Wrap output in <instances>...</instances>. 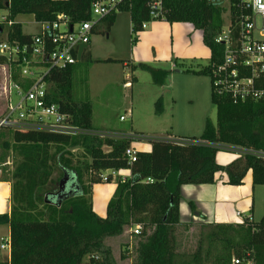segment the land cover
Masks as SVG:
<instances>
[{"label":"trees","instance_id":"16d2710c","mask_svg":"<svg viewBox=\"0 0 264 264\" xmlns=\"http://www.w3.org/2000/svg\"><path fill=\"white\" fill-rule=\"evenodd\" d=\"M96 1L0 0V11L8 15L5 23L0 22V35L8 26V41L30 43L33 36L23 32L20 16L33 15L41 23L54 22L59 15H65L78 24L91 19V7ZM149 3L150 0H133L122 8L131 15L133 32H143V24L152 22ZM164 10L165 21L192 24L203 32L211 65L222 61L225 47L215 39L225 26L223 1L164 0ZM116 16L114 13L99 24L107 22L111 28ZM90 56L85 52L82 61ZM4 63L5 58L0 56V65ZM211 65L186 73L208 76ZM75 67L53 70L47 77L53 88L50 101L75 125L94 129L91 102L73 100ZM140 68L150 72L158 85H163L170 75V71L147 64ZM14 79L19 80L17 75ZM212 100L217 107V125L208 120L201 138H183L209 146H179L154 139L151 152H138L133 164L125 157L131 141L12 131V149L19 160L13 180H2L12 182L11 213L0 215V226L10 228L11 251L10 260L0 264H118L106 240L122 237L135 225L142 227L135 264H234L235 259L244 264H264V218L259 223L246 219L237 225H203L208 233L203 235L196 253L189 258L177 251L183 186L215 184L219 173L228 175L229 185L242 186L249 171L253 185L264 186V159L246 155L243 161L225 167L217 163L221 150L216 147L230 145L264 151V102L235 105L215 95ZM74 150L83 153L77 158ZM124 170L131 172V178L120 182L108 205L107 218L99 217L93 210V186L104 183L100 177L103 172ZM56 171L59 178L54 177ZM67 172L74 178L77 193L57 205L61 181ZM191 208L195 211L193 204ZM150 228L153 230L148 233ZM205 240L207 248L203 247Z\"/></svg>","mask_w":264,"mask_h":264},{"label":"rangeland","instance_id":"374dc122","mask_svg":"<svg viewBox=\"0 0 264 264\" xmlns=\"http://www.w3.org/2000/svg\"><path fill=\"white\" fill-rule=\"evenodd\" d=\"M228 14L227 11L223 15L225 26L229 22ZM5 16H8L7 13L0 11V22ZM35 21L33 15H22L18 19L23 32L27 35L39 33L40 28L34 23ZM164 22L165 20H154L148 23L144 31H154L155 34L153 29L155 24L163 25ZM179 27L183 30L172 31L170 24L166 28L160 27L161 30L156 33V35L160 34L157 41L154 45L150 44L148 49L153 61L145 62L143 60L147 59V55H143L141 46L137 48L140 35L144 31L133 32L129 12H118L111 28L107 22L98 25L97 32L92 35L89 44L90 58L78 62L75 67L72 90L75 102H91L94 129L115 134L142 135L143 140L133 141L132 146L139 152L147 153L151 152L154 139L201 138L208 120L217 125L218 114L212 100L210 76L186 73L199 72L211 65L209 51L203 41V32L194 30L191 24H180ZM188 29H192L193 32L189 33ZM8 31L9 28L6 26L4 34L0 35L1 42L7 40ZM167 55H171L173 62L163 61ZM154 57L158 60L154 61ZM110 60L112 62H109ZM174 63H177L176 68H173ZM141 64L170 71V75L163 85H158L150 72L140 68ZM5 76L4 68L0 67V116L6 109ZM127 83L131 85L128 86ZM158 111L161 113L159 114ZM121 117H125L126 120L121 121ZM12 134V131H0L1 181L13 180L14 169L19 160L12 149ZM73 153L78 158L83 152L74 150ZM228 155L236 156L243 161L244 156L241 153L223 150L219 151L217 160ZM59 176V172L56 171L54 177L59 178ZM255 187L254 220L259 223L264 218V186ZM67 188V192L71 190L77 192L75 182H71ZM117 189L112 193L113 195L106 184H99L96 189H92L94 211L104 214L105 217L108 205ZM242 219L244 222V217ZM136 227V225L132 226L131 229L135 230ZM152 230L150 228L148 233ZM206 233L208 230H204L203 225L200 224L178 227L177 251L191 258ZM140 237V235L134 236L130 240L129 236H125L106 240L118 264H135ZM6 238L7 226H0L2 256L7 254V251L1 250ZM204 246L205 248L208 246L206 240Z\"/></svg>","mask_w":264,"mask_h":264},{"label":"built area","instance_id":"2783aa9c","mask_svg":"<svg viewBox=\"0 0 264 264\" xmlns=\"http://www.w3.org/2000/svg\"><path fill=\"white\" fill-rule=\"evenodd\" d=\"M132 1L97 0L91 7L92 17L88 21L73 24L67 16L59 15L54 22H37L39 33L32 37L30 43L21 44L8 40L0 42V56L6 60V63L0 65L6 72V109L0 116V131L42 132L67 137L92 136L132 143L143 140L144 137L139 134H115L75 125L68 114L51 103L53 88L46 80L53 70H66L77 65L80 48L89 46L99 22L121 12ZM220 1H223L224 9L229 13V22L215 39L217 44L225 47V51L222 61L210 67L213 95L225 97L235 105L264 102V0ZM149 10L152 21L164 20V0H150ZM7 18L2 17L1 23H5ZM147 26L148 22L142 27L146 30ZM16 75L18 81L14 79ZM125 120V117H121V121ZM161 140H168L179 146L210 145L183 138ZM216 147L264 159V151L230 145ZM138 152L132 144L126 150L125 157L130 164L137 162ZM120 172L107 171L100 177L104 183H109V179L117 177ZM141 233V226L133 230L134 236ZM1 249L11 251L10 239L5 241ZM234 264H244V261L235 259ZM246 264L254 262L248 261Z\"/></svg>","mask_w":264,"mask_h":264},{"label":"crops","instance_id":"0c3cea01","mask_svg":"<svg viewBox=\"0 0 264 264\" xmlns=\"http://www.w3.org/2000/svg\"><path fill=\"white\" fill-rule=\"evenodd\" d=\"M34 23L37 25L36 21ZM164 23L165 24L163 25L155 24L153 28L155 30V34H154V31L153 32L144 31L143 33H141L137 48H140L141 46L144 52L143 55H147V59L143 61L145 62L153 61V59L150 58L148 49L150 47V44L154 45V43L157 41L158 36L160 34L156 35V33L157 31L161 30L160 27L166 28V26L170 24L172 31L174 30L182 31L183 30L182 27H179V26L180 24H184V23L171 24L167 21H165ZM195 29L196 28L194 27V30ZM188 31L189 33L193 32L192 29H188ZM31 36H34V35H31ZM88 50H89V46L87 47L85 52L90 53ZM208 51H209L208 56H210L211 58V52L209 49ZM157 60H158L157 57H154V61H157ZM172 60L173 58H171V55L170 56L167 55L163 59V61H167V62H173ZM176 67H177V63H174L173 68H176ZM127 85L130 86L131 83H127ZM238 160L239 159H237L236 156L228 155L226 157H223L222 159L218 158L217 163L221 166L229 167ZM130 178H131V172L129 170H124V171H121L117 177L113 178L111 183H102V184H106L107 188L109 189V191H111V194H112V193H115L118 187V183L124 180H129ZM228 180L229 178L226 173H219L216 175L215 184L183 186L181 189L182 200L180 204V213H181L180 226H184L188 224H193V225L234 224V225H237V224L243 223L242 221L243 217H244V220L252 219L255 222L254 215L256 213V205H255L256 187L253 185L252 172L249 171L247 173L242 186L229 185ZM93 187L96 189L98 185H94ZM11 200H12V182L0 181V214L1 215L11 213V209H12ZM191 204L195 206V211L192 210ZM93 210H94V202H93ZM94 212L98 214L96 211ZM98 215L101 218H107L108 208H107V213L105 217H103L104 214L102 213H99ZM129 230L122 237L129 236L131 240L132 238H134V235L132 234L133 230L132 229L130 231ZM122 237H119L117 239H120ZM6 239L7 240L10 239L9 226H7V238ZM5 251H7V254L4 256L0 255V261L6 262L10 260V250H5Z\"/></svg>","mask_w":264,"mask_h":264},{"label":"water","instance_id":"95a60500","mask_svg":"<svg viewBox=\"0 0 264 264\" xmlns=\"http://www.w3.org/2000/svg\"><path fill=\"white\" fill-rule=\"evenodd\" d=\"M3 32L2 28L0 27V34ZM87 49V46H82L80 48V51H79V57H78V60L79 62L82 60V55H83V52ZM74 183V178L73 176L70 174V173H65V177L64 179L61 181V191H60V194L57 196V205H60L63 201V199H66V198H69V197H72L74 196L77 192L74 191V190H71L70 192H67L68 191V188L67 186L69 184ZM75 186H76V183H75ZM71 188V185L70 187ZM78 188V187H77Z\"/></svg>","mask_w":264,"mask_h":264}]
</instances>
